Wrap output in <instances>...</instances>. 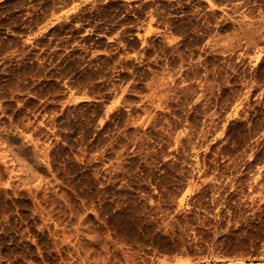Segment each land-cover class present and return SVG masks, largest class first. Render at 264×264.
I'll list each match as a JSON object with an SVG mask.
<instances>
[{
	"label": "rangeland",
	"instance_id": "rangeland-1",
	"mask_svg": "<svg viewBox=\"0 0 264 264\" xmlns=\"http://www.w3.org/2000/svg\"><path fill=\"white\" fill-rule=\"evenodd\" d=\"M91 45L44 59L88 61L84 86L107 77L105 44ZM26 104L0 100V264H264V140L240 164L211 149L160 165V134L137 140L105 102Z\"/></svg>",
	"mask_w": 264,
	"mask_h": 264
},
{
	"label": "crops",
	"instance_id": "crops-1",
	"mask_svg": "<svg viewBox=\"0 0 264 264\" xmlns=\"http://www.w3.org/2000/svg\"><path fill=\"white\" fill-rule=\"evenodd\" d=\"M97 40L107 77L84 86L88 61L44 59ZM0 100L105 102L107 122L126 113L137 140L160 134V165L211 149L241 150L219 154L223 166L246 162L264 140V0H0Z\"/></svg>",
	"mask_w": 264,
	"mask_h": 264
}]
</instances>
